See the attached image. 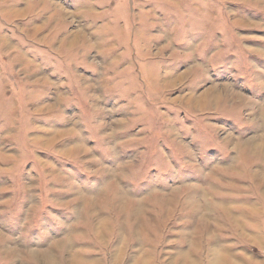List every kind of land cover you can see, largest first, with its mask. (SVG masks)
Returning <instances> with one entry per match:
<instances>
[{
	"label": "rangeland",
	"instance_id": "374dc122",
	"mask_svg": "<svg viewBox=\"0 0 264 264\" xmlns=\"http://www.w3.org/2000/svg\"><path fill=\"white\" fill-rule=\"evenodd\" d=\"M0 264H264V0H0Z\"/></svg>",
	"mask_w": 264,
	"mask_h": 264
},
{
	"label": "bare ground",
	"instance_id": "6f19581e",
	"mask_svg": "<svg viewBox=\"0 0 264 264\" xmlns=\"http://www.w3.org/2000/svg\"><path fill=\"white\" fill-rule=\"evenodd\" d=\"M177 80V79H176ZM211 91V92H210ZM221 93L219 94V91L217 90H208L205 94H203L199 99H196L192 102V108L191 109H197L200 110L203 108L206 104H214V103H219L224 97H227L229 101H235L237 99H240L238 96L233 94V98L230 97L228 90L225 88H221ZM229 95V96H228ZM241 101V100H240ZM187 104L190 105V102L187 101ZM190 108V107H189ZM79 142L75 143L73 148L78 147Z\"/></svg>",
	"mask_w": 264,
	"mask_h": 264
}]
</instances>
